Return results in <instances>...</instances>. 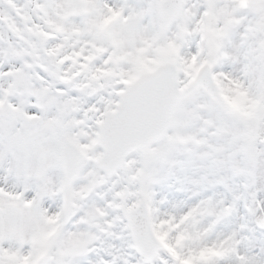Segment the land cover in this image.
I'll use <instances>...</instances> for the list:
<instances>
[{
  "label": "snow or ice",
  "instance_id": "1",
  "mask_svg": "<svg viewBox=\"0 0 264 264\" xmlns=\"http://www.w3.org/2000/svg\"><path fill=\"white\" fill-rule=\"evenodd\" d=\"M0 264H264V0H0Z\"/></svg>",
  "mask_w": 264,
  "mask_h": 264
}]
</instances>
